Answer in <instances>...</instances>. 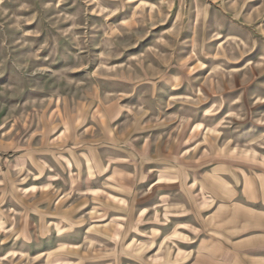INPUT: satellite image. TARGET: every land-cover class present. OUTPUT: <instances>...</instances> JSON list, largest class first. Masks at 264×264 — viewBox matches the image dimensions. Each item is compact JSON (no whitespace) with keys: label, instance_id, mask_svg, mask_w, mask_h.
Here are the masks:
<instances>
[{"label":"rangeland","instance_id":"374dc122","mask_svg":"<svg viewBox=\"0 0 264 264\" xmlns=\"http://www.w3.org/2000/svg\"><path fill=\"white\" fill-rule=\"evenodd\" d=\"M0 264H264V0H0Z\"/></svg>","mask_w":264,"mask_h":264},{"label":"clouds","instance_id":"9594fccd","mask_svg":"<svg viewBox=\"0 0 264 264\" xmlns=\"http://www.w3.org/2000/svg\"><path fill=\"white\" fill-rule=\"evenodd\" d=\"M129 158H130V159H133V157H131V156H130ZM60 159H62V158H60Z\"/></svg>","mask_w":264,"mask_h":264}]
</instances>
